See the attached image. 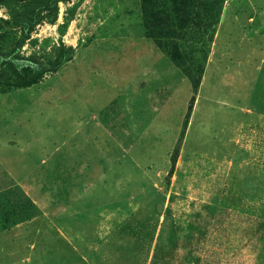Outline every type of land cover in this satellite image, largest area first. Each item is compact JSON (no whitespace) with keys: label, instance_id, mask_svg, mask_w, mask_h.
Here are the masks:
<instances>
[{"label":"rangeland","instance_id":"obj_1","mask_svg":"<svg viewBox=\"0 0 264 264\" xmlns=\"http://www.w3.org/2000/svg\"><path fill=\"white\" fill-rule=\"evenodd\" d=\"M0 51L57 65L0 64V264H264V0H0Z\"/></svg>","mask_w":264,"mask_h":264},{"label":"trees","instance_id":"obj_2","mask_svg":"<svg viewBox=\"0 0 264 264\" xmlns=\"http://www.w3.org/2000/svg\"><path fill=\"white\" fill-rule=\"evenodd\" d=\"M29 24L23 26L24 35L29 37L33 29ZM9 63L15 73L14 83L10 87H30L38 83L47 71L54 70L57 65L54 63H43L33 58H26L18 54H8L0 51V64Z\"/></svg>","mask_w":264,"mask_h":264},{"label":"crops","instance_id":"obj_3","mask_svg":"<svg viewBox=\"0 0 264 264\" xmlns=\"http://www.w3.org/2000/svg\"><path fill=\"white\" fill-rule=\"evenodd\" d=\"M12 142H10L9 147L0 146V165L7 170V172L11 175V177L15 180L17 184H22L28 179V174L33 173L35 170H38V165L40 167L43 165L45 159L43 158V151L42 149H39V152L41 153L39 156V161L33 165H30L31 163H28L26 160L27 154H25L23 157L17 156L13 157L10 154V147ZM17 149L19 150V153L21 151V146L16 145ZM43 148V147H41ZM26 151L27 148L25 147ZM24 149V150H25ZM9 150V151H8ZM9 152V153H8ZM8 154V155H7ZM24 165V167H23Z\"/></svg>","mask_w":264,"mask_h":264}]
</instances>
